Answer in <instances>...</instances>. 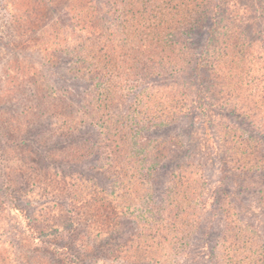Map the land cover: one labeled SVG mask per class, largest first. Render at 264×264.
I'll return each instance as SVG.
<instances>
[{
  "label": "rangeland",
  "instance_id": "1",
  "mask_svg": "<svg viewBox=\"0 0 264 264\" xmlns=\"http://www.w3.org/2000/svg\"><path fill=\"white\" fill-rule=\"evenodd\" d=\"M114 1L113 22L97 26L103 39H82L90 9ZM176 1L164 20L179 16L180 25H169L182 33L189 19L218 6ZM239 1L264 19V0ZM129 3L136 7L135 0H0V264H264L262 185L252 172L246 180L222 174L215 157L230 143L264 154V46L255 44L243 64L226 63L229 101L214 85L219 78L211 74L207 84L224 18L181 34L175 49L185 75L156 68L139 76L130 67L92 82V67L77 65L71 49H129L131 40L144 63L149 44L128 23ZM250 16L249 34L264 41L263 22ZM196 62L204 65L195 83L205 126L185 115Z\"/></svg>",
  "mask_w": 264,
  "mask_h": 264
},
{
  "label": "trees",
  "instance_id": "2",
  "mask_svg": "<svg viewBox=\"0 0 264 264\" xmlns=\"http://www.w3.org/2000/svg\"><path fill=\"white\" fill-rule=\"evenodd\" d=\"M135 1H136L135 3L136 7L134 6L135 8H133L132 3H129L130 9H127V11H129L130 13L129 15L130 20L128 23H130L132 26L135 25L133 29L137 31L141 45L144 42H147L149 44L147 46L148 52H147L146 58L144 59V63L140 60L137 61L139 57H136L135 54H133V50L131 49L133 41L131 40H130L129 49H126V47L117 48V47H112V46L108 48L106 45H103V44H101L98 47L96 43L94 42V41H98L99 39L101 41L104 37V34L101 31H98L97 29L98 24L101 23V19L103 18V19L108 20L109 22L110 20L111 22H113L112 17H116L114 16V14L117 13L118 11L117 9L118 3L114 1V2H111L109 6L107 5L105 9H101L100 7H98L97 9H90L88 16L86 17L85 21H83L82 28L84 29L87 28L86 29L87 32H85L86 36H84V38L82 39H84L85 41L86 40L90 41L88 39H94L93 42L95 43L97 48L95 50L90 49L87 52L77 51L78 48L82 49L81 47H78L77 49H74V50L71 49V51H73L75 54L74 62L77 65H81V66L86 65V67L88 66L92 67V69L88 72V75H87L88 77L91 74L90 77H88L90 81L92 80L97 81L100 78L101 79L104 78L105 75H108L107 76L108 78L119 76L117 71L120 72L122 71L121 69H123V71L126 72V70L130 69V67L136 70L139 76L141 73H144L147 71L153 73L151 70H156V68H159V71L161 72H164V70H168L170 71L169 74L171 75L175 73H177L178 75L179 73L180 75H185L183 73H186L188 69L185 67H181L182 59H179L177 57V52L175 49L176 46L178 45V40H180V38L183 39L182 37L183 35H186L187 37V34H189V32L193 28H195L196 24L194 23L209 22L210 26H214L216 21H219L220 23V19L224 18V25H222L220 28L222 31L224 30L225 32L223 33L224 41H222L221 46L217 48L218 53L216 55L218 56V58L212 61L211 63H209L208 65L209 69L211 70L209 71L207 75V84L211 85L213 82V80L211 79V74L215 76V80L219 78L218 79L219 82L216 81L214 85L218 86L219 90L222 91L223 95H225L226 101H229L230 99L229 76L231 75L233 65L235 64L236 61L243 64L244 61L250 58L251 51L253 50V46L255 44H260L264 46V41L261 38L255 37L254 36L255 33L250 31V33L252 34H249L246 24L244 23V21H246L244 20V18H247L251 15V13H248L249 7H246L245 5H241L239 0H218V6L216 7L213 6L208 16L206 14H199L195 18L189 19L190 22L189 21L187 22V26L189 28L186 29V32L182 33L184 29H176L174 25L172 27H170L169 25L174 22L177 24L178 21L180 20L179 16H178V20L172 17L169 18L170 22L164 20L165 17L166 19L168 17L167 12L168 10H170L168 8H170L175 3L176 4L179 3V1L162 0L160 1V3H157L158 0H138V2L137 0ZM228 9H232L234 12L226 13ZM239 11L244 12L242 14V17H238L237 13ZM101 13L102 15H100ZM220 13L222 15H220ZM161 15H164V17H161ZM250 19H252L251 22H253V24H256L257 21H262L264 25V19L259 14L256 15L255 13L254 14L252 13V17ZM108 21H106V23ZM165 22H167V25L165 24ZM160 23L162 24L161 26H160ZM179 23L178 25L181 24ZM184 24H185V21H184ZM157 27H158L159 32L165 28L168 29L169 31L162 37L157 31ZM207 34H208V37H207L206 42H209L210 39L212 38V35H210L209 32ZM162 43L163 45L161 46ZM262 46L259 48L261 49ZM180 47L184 48L181 45V43L177 48L179 49ZM202 56H203L202 54L199 55V59H198L199 63L202 60ZM128 59L135 61V63L137 62L138 67L133 66V62L129 63ZM233 61L234 63L232 66L228 67L226 65V63H230ZM199 63L196 62L194 64V72H193L194 74H192L194 76V78L192 79L194 83L200 80L199 79L197 81L198 77H202L201 74H203L204 72L203 70L204 65L202 66ZM76 71L80 73V69L79 71L78 70ZM156 73L157 75H159L158 72ZM219 76L220 77L222 76L223 78L220 80ZM242 76L243 75H241V77ZM193 82L191 81V91L194 92L193 97L191 98V100H189L187 97L183 99L185 100L183 104L185 102L187 103V101L189 100L187 104L190 105L186 107L187 112L185 113V115L187 117H191L188 119H191L193 123L195 122L196 119H199L200 121L199 126H202V125L205 126L207 114H204V113L206 111L203 112L202 110V111L196 112V110H198V107L201 108L204 105L205 96L202 97L201 95H198L200 92L198 88L200 86L197 85V83H195L194 86H192ZM132 87L133 85L132 86L130 85L129 88H132ZM189 91H190V88H189ZM211 108H214V103H212V100H211V104H208V111L211 110ZM244 114L245 113H243V115ZM208 116H210V114H208ZM218 116H223V115H218ZM228 130L230 131L231 128H228ZM242 131L244 132V130ZM205 134H206V131L204 130V132H202V136H204ZM215 140L218 141V137L215 136ZM247 142H248L247 139H243L240 142V144L242 143L244 147V145H246ZM215 145H216V142H215ZM238 146H239L238 144L233 145L232 143H230V146L228 149L227 147H224L223 149V151L226 152V155H224V157H221L220 155L215 156L216 158L221 160L220 161V168H221L220 171L222 174L229 176V177H234L235 175H238V174L245 175L246 178H244V180L247 179L248 177L247 174L248 173L251 174L252 172V175L254 176V178L252 179H258L260 181V185H262L258 193H261V198L264 200V184L262 183L264 179V161H262L264 159V154L259 155V153L256 150L254 149L245 150V148L243 149V152H241L240 149L238 150ZM221 150L222 148L217 147L216 145L214 151L219 154L220 152H222ZM259 163L262 165L258 166ZM228 164L230 165L232 164V166L229 167ZM159 166L160 164H158L156 168ZM153 170L154 171L156 170V172H153L156 175L157 169L154 168ZM182 178L183 177L181 176V179ZM232 186H234L233 181H232ZM230 187H229V192H230L229 195H232L234 194V188L230 189ZM236 189L238 191L243 192L242 185L236 186ZM232 246L234 245L232 244ZM235 246H237V244H235ZM49 247L51 249L55 248L53 245H49ZM56 250L66 252L67 248L63 246V247L57 248Z\"/></svg>",
  "mask_w": 264,
  "mask_h": 264
}]
</instances>
